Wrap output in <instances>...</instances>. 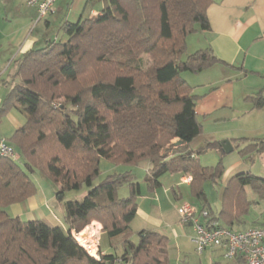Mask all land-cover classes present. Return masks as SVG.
<instances>
[{
    "label": "trees",
    "instance_id": "obj_1",
    "mask_svg": "<svg viewBox=\"0 0 264 264\" xmlns=\"http://www.w3.org/2000/svg\"><path fill=\"white\" fill-rule=\"evenodd\" d=\"M210 1L104 0L97 15L60 23L65 40L49 38L17 60L0 114L14 108L26 121L9 138L21 162L0 155V264H169L165 234L140 229L137 241L130 239L140 195L130 168L150 164L144 177L150 190L165 173L190 175L198 200L204 183L221 176L224 152L214 167L199 162L202 152L221 148L202 133L194 112L198 96L181 76L221 63L209 47L185 55L186 37L209 29ZM60 96L65 103L53 105ZM253 102L261 107L264 98ZM200 139L204 146L194 147ZM251 152H264V137L238 149L242 157ZM101 158L127 169L94 184ZM36 171L58 187L57 197L86 187L82 199L64 202V226L8 213L36 194L30 178ZM123 184L129 194L119 197ZM247 188L264 203V178L240 172L220 189L219 209L204 208L219 225L242 230L251 205ZM92 220L113 250L98 258L71 233Z\"/></svg>",
    "mask_w": 264,
    "mask_h": 264
},
{
    "label": "crops",
    "instance_id": "obj_2",
    "mask_svg": "<svg viewBox=\"0 0 264 264\" xmlns=\"http://www.w3.org/2000/svg\"><path fill=\"white\" fill-rule=\"evenodd\" d=\"M78 1L80 0H57L54 11L43 20L34 23L36 10L27 4V0H0V105L9 89L10 80L16 72L17 60L22 54L34 47H41L44 41L49 38L65 40L66 35L63 33L62 36L49 33L52 17L63 11L60 9V5L64 4L62 8L66 12L64 13L65 17L59 19V26L63 20L70 21L69 13L77 14L76 18L78 19L80 15H96L102 8V6L90 7L87 0H84L81 6L82 3L78 5ZM206 16L209 29H198L186 37L185 55L209 47L221 63L196 73L183 72L181 76L192 88L191 93L198 96L194 104V112L202 126L204 136L212 139L214 137V140L216 139L219 143L225 139L229 140L232 146L229 153H224L225 168L220 177L222 184L225 185L233 175L240 172H252L264 178L263 170H261L262 173L252 170L254 162L258 160L264 169V152H251L244 157H240V154L236 155L234 152L245 146L250 140L264 137V104L261 107H256L253 102V98L256 96L264 98V0H211L206 9ZM41 21L43 22L41 23ZM25 121L26 115L14 108L0 114V141L5 140L10 143L9 138L13 132ZM206 128L209 133L204 132ZM212 128H215L214 131ZM203 146L204 142L200 139L197 140L194 147L201 148ZM211 150L219 154L222 152L218 149ZM144 162L147 172L150 164L146 161L141 163ZM206 164L202 165L206 166ZM166 174H170L169 177L174 178L171 190L175 197L176 209L181 201H185L182 200L184 198L179 187L181 185L189 187V182H184L187 174L165 173L159 177V182ZM174 187L177 188V192L174 191ZM152 191L158 204H153V200L150 199L152 201L150 208L142 210L140 208L141 201L147 200L149 197L139 195L134 219L141 217L148 224L142 229H151L163 234L161 227L166 216L164 214L165 207L161 203L160 197L168 189L164 187L163 192L155 189ZM38 192L39 201L36 194L23 201L26 203L24 207H27L30 213H26V210L21 207L22 202L10 205L7 211H10L9 214L12 216L26 217L24 220L35 219L32 212L37 211L39 216L47 217L46 220L53 225H60L57 220H54L53 213L48 206V196L39 190ZM187 202L199 207L210 208L205 197L199 200L200 204L196 202L195 198L193 201L187 200ZM38 205L49 209L48 214L44 213L47 209L43 210ZM263 220L264 214L259 219L247 222L240 229L260 225ZM186 227L191 228L190 225H182V229ZM218 253L221 255L220 251ZM219 264L242 263L239 260H234L219 262Z\"/></svg>",
    "mask_w": 264,
    "mask_h": 264
},
{
    "label": "rangeland",
    "instance_id": "obj_3",
    "mask_svg": "<svg viewBox=\"0 0 264 264\" xmlns=\"http://www.w3.org/2000/svg\"><path fill=\"white\" fill-rule=\"evenodd\" d=\"M78 5L81 4L83 5V1H78ZM87 3L90 5V7H101L104 3V0H87ZM63 5H60V9L64 11L62 8ZM61 11V10H60ZM58 12L57 15L52 17V26L50 27V35H55L58 34L62 36L63 32H60L59 30V19H63L65 17V12ZM77 14L75 13H69V19L70 21H75L77 18ZM97 15V14H96ZM95 16V15H92ZM62 17V18H61ZM43 21H41L42 23ZM43 26V25H42ZM44 30V27H43ZM143 66H148L150 64V61L146 55H143ZM65 103V98L63 96L57 97L56 99L53 100V105H58ZM213 131L215 128H212ZM205 133H209V130L206 128L204 130ZM212 134V133H210ZM214 139V137H213ZM216 140V139H215ZM175 141V140H174ZM236 155H238V151H234ZM17 154V153H16ZM199 162L200 164L207 163L206 166L208 167H214L217 165L218 161L220 160V154L216 153L215 151L212 150H206L199 154ZM224 157L225 154L222 156L221 159V164H222V173L225 168V163H224ZM241 157V155H240ZM20 160V157H17V160ZM21 162V160H20ZM145 162L144 163H139L134 167H131V171L136 176V180L140 184V195H145L149 198L143 199L140 203V208L142 210H148L150 208L151 200H153V204H158V201L155 200L154 198V192L149 189V187L145 184L144 177L146 175V170H145ZM100 174L99 176L94 180V184L99 183L107 174L110 173H115V172H122L126 167L123 165H116L112 163L111 161L101 158L100 159ZM252 170L254 172L262 173L261 170L264 171L261 162L258 160L254 162ZM221 173V175H222ZM251 174L255 175L254 173L250 172ZM170 174H166L162 177V180L160 182V186L156 187L155 190H158L160 192H163V188L166 187L168 189L167 192L162 194L161 203L165 207V222L162 224V229L163 234H165L168 237V245H167V260L169 264H212L213 262L217 261L220 263L226 262L225 259L221 257V255L218 253V251L215 250H210L207 249L205 252L201 255L197 254L194 248V245L191 243L189 236L192 233V229L189 227H186L182 229V225L179 222V217L177 210L175 209V197L173 196V192L171 190V183L173 182L174 178L169 177ZM259 176V175H256ZM261 176V175H260ZM221 177V176H220ZM219 177L215 182L211 181H206L203 185V192H204V197L208 201L210 208L213 211H217L220 207V201H219V196L218 193L220 192V189L224 186L222 184V179ZM31 180L34 182L37 192H36V197L37 200L39 201V191L44 193L45 195L48 196L49 198V203L48 206L51 209V212L53 213V218L54 220H57V222L60 224L59 226H64L63 223V214H64V202L68 200H80L82 199L83 195L86 192V187L82 186L78 190H67L64 191L61 197H57L55 195V192L58 190V187L51 182L49 178H47L45 175L41 174L39 171H36L34 173L30 174ZM177 179V178H176ZM186 179V178H185ZM162 183V186H161ZM173 184V183H172ZM179 187V186H178ZM180 191L182 192L183 198L182 200L185 201H193L195 198L192 196L190 187L186 185H181ZM174 191H178L177 188L174 187ZM129 194L128 186L127 184L121 185L118 190H117V195L119 197H126ZM246 197L248 200L251 201L250 205V211L247 215H245V220L247 222L252 221L253 219H259L261 215L264 214V203L260 201L259 197L253 193L249 188L246 190ZM151 199V200H150ZM196 199V198H195ZM195 202V201H194ZM196 202L199 203V200L196 199ZM26 203L22 202L21 207L25 209L26 213H30V210L27 209L25 205ZM40 204V203H39ZM200 204V203H199ZM42 209H47L45 206H40ZM49 209L46 210V214H48ZM10 213V211H8ZM45 214V215H46ZM32 215H34L35 219H40L43 216H39L38 212L35 211L32 212ZM47 219V217H43ZM21 219H26V217H23ZM57 223V224H58ZM98 223V224H97ZM147 223L141 218V217H136L131 223V231L132 234L130 236V239L133 242L137 241V236H136V231L147 227ZM255 226H258L255 225ZM102 225L96 221L92 220L84 229L81 231H84V237L86 240V244H81L79 240L76 237V234H79L80 232L76 233L75 231H71L72 235L76 238V240L79 242V244L85 249H88V246L90 245V242L93 243L96 247V253L97 256H99V253L101 252H113V250L109 246V240L107 236L102 232ZM88 233V235H87ZM88 236V237H87ZM85 249V250H86ZM89 250V249H88ZM121 249H118L117 252L119 253Z\"/></svg>",
    "mask_w": 264,
    "mask_h": 264
},
{
    "label": "built area",
    "instance_id": "obj_4",
    "mask_svg": "<svg viewBox=\"0 0 264 264\" xmlns=\"http://www.w3.org/2000/svg\"><path fill=\"white\" fill-rule=\"evenodd\" d=\"M56 1L27 0V4L36 10L34 23L49 16L54 11ZM0 155L14 160L18 157L13 147L5 140L0 141ZM185 178L184 182H190V175ZM176 210L180 224L190 225L192 229L189 239L197 254L201 255L207 249L218 250L226 261L239 260L242 264H264L263 225L232 230L219 225L218 221L210 216L207 208L187 201H181ZM86 251L92 255L88 249Z\"/></svg>",
    "mask_w": 264,
    "mask_h": 264
},
{
    "label": "bare ground",
    "instance_id": "obj_5",
    "mask_svg": "<svg viewBox=\"0 0 264 264\" xmlns=\"http://www.w3.org/2000/svg\"><path fill=\"white\" fill-rule=\"evenodd\" d=\"M84 234H85L84 231H81L79 234H76V237H77V239L79 240V242L81 244H85L87 246L88 244H86V240H85ZM87 235H88V233H87ZM93 243L90 242V245L88 246V249H89V251H90V253L92 255L97 256L96 247H95V245Z\"/></svg>",
    "mask_w": 264,
    "mask_h": 264
},
{
    "label": "water",
    "instance_id": "obj_6",
    "mask_svg": "<svg viewBox=\"0 0 264 264\" xmlns=\"http://www.w3.org/2000/svg\"><path fill=\"white\" fill-rule=\"evenodd\" d=\"M220 147H221V150L222 152L224 153H229L231 150H232V146L230 145V142L229 140H222L220 143H219ZM61 196H59L60 198Z\"/></svg>",
    "mask_w": 264,
    "mask_h": 264
}]
</instances>
